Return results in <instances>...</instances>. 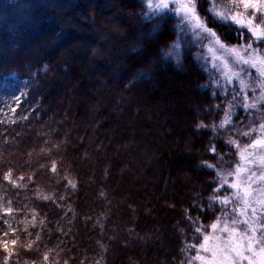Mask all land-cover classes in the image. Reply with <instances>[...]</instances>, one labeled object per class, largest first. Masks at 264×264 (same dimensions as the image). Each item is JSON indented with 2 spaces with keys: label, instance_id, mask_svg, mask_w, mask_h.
<instances>
[{
  "label": "trees",
  "instance_id": "obj_1",
  "mask_svg": "<svg viewBox=\"0 0 264 264\" xmlns=\"http://www.w3.org/2000/svg\"><path fill=\"white\" fill-rule=\"evenodd\" d=\"M24 3L31 14L18 12ZM144 10L143 0H0V205L11 201L14 210L0 212V239L11 225L7 238L18 243L10 264H45V253L48 264H187L196 255L189 245L203 239L195 227L210 233L230 210L210 198L221 183L217 172L239 163L227 141L248 114L232 108V125L219 133L196 126L219 125L226 109L242 104V96L232 100L239 85L223 81L210 62L205 68L190 34L179 59L164 56L178 38L177 21L153 24L142 19ZM209 26L228 45L246 42L239 31L251 35L235 25ZM169 78L187 87L186 96L165 91ZM113 108L124 109L133 126L118 125ZM9 169L24 177L20 187L3 180ZM125 179L136 186L127 197ZM119 192L121 205L111 201ZM232 192L225 185L219 195ZM4 255L0 249V264Z\"/></svg>",
  "mask_w": 264,
  "mask_h": 264
},
{
  "label": "snow or ice",
  "instance_id": "obj_2",
  "mask_svg": "<svg viewBox=\"0 0 264 264\" xmlns=\"http://www.w3.org/2000/svg\"><path fill=\"white\" fill-rule=\"evenodd\" d=\"M144 4L143 20L153 24L158 21L166 22L169 18L177 21L178 38L169 46L170 51L163 53L164 56L175 55L179 59L181 40L190 34L193 42L201 49L200 56L205 59V68L209 62L203 56V50L206 49L212 54V68L223 73L229 85L238 77L239 72L244 71L243 66L256 70L258 74L257 79L252 81L255 88H250L243 79L239 80L241 87L232 100L238 101L242 96L243 103L233 104L226 109L225 118L219 125H205L201 121L196 126L197 130L211 127L213 132L219 133L221 129L232 125V108L241 107L248 114L245 119L249 123L241 129L233 126L237 138L227 141L237 149L236 155L240 162L231 171L217 172L221 183L213 189V196L210 198L213 203L233 205L231 212L226 207L217 221L210 225L212 233H208L202 224L195 227V232L203 234V239L198 244L189 245L196 249V255L187 264H192V261H199L200 264H264V0H226L225 3L221 0H144ZM210 24L228 27L235 25L238 26L237 31L246 28L251 35L248 37L245 32L239 31L240 37L245 38L246 42L238 46H228ZM237 68L239 72L236 71ZM248 75L251 76L252 73ZM246 89L253 92V95L249 96ZM24 95L27 93L16 97L15 103L19 104ZM11 110L15 112V108ZM240 136L247 138L248 142L242 145L239 142ZM209 152L217 154L215 145L209 148ZM202 163L209 169L217 167L207 161ZM51 171H57L55 162L52 163ZM229 177H233L231 182ZM28 179L31 180L32 177ZM3 180L13 187H20L17 180L22 181L24 177L13 178V172L9 169L4 173ZM68 185L73 189L76 187L71 180H68ZM225 185L235 190V194L219 195ZM43 199L48 200L50 197L45 196ZM10 205L11 201L8 206L0 205V212L11 216L14 210ZM35 219L33 215V220ZM4 222L8 224L7 220ZM14 232L11 225H8L3 232L4 238L0 239V249L5 253L3 264H10L12 257L16 255L15 246L18 240L7 238ZM39 239L40 234L37 233V240ZM34 243L35 241L30 242L26 247L31 248ZM43 260L48 264V253L44 254Z\"/></svg>",
  "mask_w": 264,
  "mask_h": 264
},
{
  "label": "rangeland",
  "instance_id": "obj_3",
  "mask_svg": "<svg viewBox=\"0 0 264 264\" xmlns=\"http://www.w3.org/2000/svg\"><path fill=\"white\" fill-rule=\"evenodd\" d=\"M34 3H37V2H34ZM143 3H144V0H143ZM37 4H40V5H47L46 4V2L44 3V2H41V3H37ZM32 5L31 4H29V3H24L23 5H21V9L20 10H18V12L21 14L22 12H25V13H28V14H31L32 12H29L28 10H29V8L31 7ZM144 6H145V4H144ZM15 18H17V15L15 16ZM23 18H25L24 16H23ZM44 29H46L45 31H47V32H49V30L51 29V26L49 27H45ZM10 33H11V30H8V34L10 35ZM1 44H2V42H0ZM206 43V42H205ZM0 44V45H1ZM226 45H228V44H226ZM228 46H232V45H228ZM204 52H205V54L206 55H208V59H209V62H210V65H211V67H212V63H211V56H212V54L211 53H208L207 52V50L205 49L204 50ZM217 55H220L219 53H217ZM243 68H244V71L243 72H239V68H237L236 69V71H238L239 72V75H238V77H236L233 81H236L237 83H238V85H239V89H240V87H241V85L239 84V80L240 79H243L244 81H245V83H246V81H249V80H251V81H255L256 79H257V76H258V74L256 73V70H254V69H250V68H248L247 66H243ZM248 73H252V75L251 76H249L248 75ZM222 80L223 81H227L225 78H224V75H223V73H222ZM149 85H150V87L151 88H155V89H160V87H159V83H158V80H156V79H150L149 80ZM250 88H255V84L253 83V85H252V83H251V86H249ZM165 91L166 92H169V91H177L178 92V94H179V96H180V94H181V96H186V91H187V87L186 86H183L180 82H178L177 80H175L174 79V81H172L170 78L169 79H167L166 81H165ZM245 91H247V89L245 90ZM259 90L257 89V92H258ZM111 111L112 112H114V120L115 121H117V124L118 125H120V126H129V124L130 123H127V120L125 119V118H123L124 116V109L122 110V112L121 111H117L116 110V108H113V109H111ZM161 123H162V121H160ZM163 124V123H162ZM132 124H130V126H131ZM133 126V125H132ZM135 127H136V130H140L139 129V127H138V125H134ZM163 126H167L166 125V123L165 124H163L161 127H163ZM171 129H173L172 127H170V124H169V127H167L166 129H164V132H168L169 130H171ZM147 132V131H146ZM142 133H145V131L143 130V132ZM112 136H113V133H112ZM136 142H137V151L142 147L141 145L143 144L142 143V141L141 140H139V139H136ZM141 143V144H140ZM173 149H174V146H171L170 147V150H172L173 151ZM188 150L189 149H182V151L183 152H188ZM172 151H171V153H172ZM167 156V158H168V155H166ZM171 156V155H170ZM182 156V154L181 155H179V157H181ZM240 162V161H239ZM125 184L127 185V188H126V191L124 190V193L125 194H123V195H125L126 197L127 196H129V195H131V193L133 192V190L135 189L136 190V186H133L134 184H132L129 180H127V179H125ZM128 189V190H127ZM127 193H128V195H127ZM149 194H151V191H149ZM235 194V190H233V192L231 193V195H234ZM231 195H229V196H231ZM148 196V195H147ZM112 200V203H115V204H117V205H121L122 203H123V200H122V198L120 197V192H119V195L117 196V197H113V198H111ZM109 204H111V203H108V205ZM232 207H233V205H231L230 204V210H229V212H231V209H232ZM148 216H149V214H147ZM154 222H151L152 224H154L155 223V220H153ZM221 226H222V224H221ZM160 228L162 229V226L160 225ZM88 231H90V230H88ZM114 231V230H113ZM212 229H211V232L210 233H212ZM162 233H163V230H162V232H160L159 234H158V243H157V245H158V247L160 246V248H162L164 245L162 244V238H161V236H163L162 235ZM88 234H91V231L90 232H88ZM164 234V233H163ZM217 235H219V233H217ZM109 238V237H108ZM140 243L141 242H139V245H140ZM138 252L139 251H137V254H135V255H139L138 254ZM140 253V252H139ZM203 254V253H202ZM143 256L142 255H140V262H142L143 261V258H142ZM196 264H200V262L199 261H196ZM245 264H246V262H245Z\"/></svg>",
  "mask_w": 264,
  "mask_h": 264
}]
</instances>
